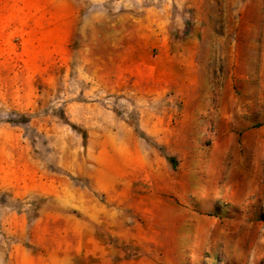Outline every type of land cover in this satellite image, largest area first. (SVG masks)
<instances>
[{
	"label": "rangeland",
	"instance_id": "1",
	"mask_svg": "<svg viewBox=\"0 0 264 264\" xmlns=\"http://www.w3.org/2000/svg\"><path fill=\"white\" fill-rule=\"evenodd\" d=\"M149 13L200 44L195 91L178 65L139 91L106 83L101 35ZM237 107L264 128V0H0V264H242L249 228L228 220L254 235L264 210H224L217 190L228 174L237 199L263 189L264 150L218 156ZM213 229L220 252L194 257Z\"/></svg>",
	"mask_w": 264,
	"mask_h": 264
},
{
	"label": "crops",
	"instance_id": "2",
	"mask_svg": "<svg viewBox=\"0 0 264 264\" xmlns=\"http://www.w3.org/2000/svg\"><path fill=\"white\" fill-rule=\"evenodd\" d=\"M71 14H73L71 15L72 25L73 19L76 20L80 11L76 12V9H74ZM133 24L135 29L130 32L120 33L117 29H113V31L101 35V42L104 43L105 51L101 59L104 62L106 83L116 88L121 86L122 82L127 81L125 83L130 84L131 82L133 88H137V91H139L140 88H147V86L144 87V80L149 81L150 76L154 75L155 67L158 68L161 74L166 76V74L171 73L170 67L178 65L181 70H185L187 75L182 76L179 81L176 80V84L183 85L178 89H185L188 92L195 91L194 67L197 65V58L201 50L200 44L193 40V37L189 41L179 43L174 41L171 29L164 17H154L151 13L144 18L134 19ZM140 83L143 86H140ZM244 114L245 110L237 107L236 111L228 113L226 122L217 124V128L213 132V146L217 149L218 156L226 161L230 157L231 150L220 149L233 148L236 152V162H245L246 154L242 155L241 152L253 146L256 149L253 161L259 163L263 157L264 128H251L248 125L236 122L234 116L237 115L239 118ZM253 141L256 143L255 145H252ZM0 185L6 187L9 183L3 181ZM232 185V177L228 174L223 187L217 190L216 205L224 210H257L259 208L264 210V188L259 191L249 190L244 192L237 199L236 194L231 189ZM228 223L249 228L248 231H244V244L234 245L232 248L235 257L243 259L242 264H264V229H262L264 223L262 221L254 223L255 227H259L258 230L254 231V235L251 234L252 229L250 228L253 224L250 219L244 218L237 223L228 220ZM221 224L219 222V225ZM211 232L212 240L210 241L204 239L203 233L196 236L194 257H203L210 251L212 253L220 252L219 242L216 239L219 236L216 233L219 234V232L214 229ZM246 233H249V235H246ZM175 244L176 242L173 243V245ZM177 244L180 250L186 247L181 242ZM222 252L228 255L230 247L227 245ZM171 253L172 250L170 249L166 253V258L169 261L173 257L170 256ZM232 256L234 257V255ZM227 257L229 258L231 255L229 254ZM151 264L155 263L151 262Z\"/></svg>",
	"mask_w": 264,
	"mask_h": 264
},
{
	"label": "trees",
	"instance_id": "3",
	"mask_svg": "<svg viewBox=\"0 0 264 264\" xmlns=\"http://www.w3.org/2000/svg\"><path fill=\"white\" fill-rule=\"evenodd\" d=\"M167 159H168L169 162H171L172 164H174V161H175L174 158H172V157H167Z\"/></svg>",
	"mask_w": 264,
	"mask_h": 264
}]
</instances>
